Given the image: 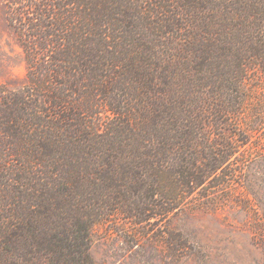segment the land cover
<instances>
[{
  "label": "trees",
  "instance_id": "16d2710c",
  "mask_svg": "<svg viewBox=\"0 0 264 264\" xmlns=\"http://www.w3.org/2000/svg\"><path fill=\"white\" fill-rule=\"evenodd\" d=\"M10 20L28 73L0 89V264H93L94 226L168 220L242 174L264 0H27Z\"/></svg>",
  "mask_w": 264,
  "mask_h": 264
},
{
  "label": "rangeland",
  "instance_id": "374dc122",
  "mask_svg": "<svg viewBox=\"0 0 264 264\" xmlns=\"http://www.w3.org/2000/svg\"><path fill=\"white\" fill-rule=\"evenodd\" d=\"M26 1L0 0V89L27 81L26 54L10 20ZM249 109L250 121L264 119V78L250 84ZM250 136L244 156L226 171L242 174L196 194L170 219L135 225L116 216L94 226L93 264H264V123Z\"/></svg>",
  "mask_w": 264,
  "mask_h": 264
}]
</instances>
